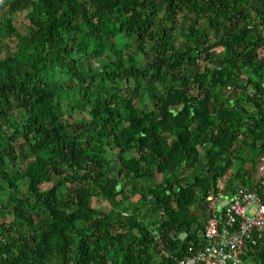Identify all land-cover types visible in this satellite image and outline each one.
<instances>
[{
  "label": "trees",
  "instance_id": "trees-1",
  "mask_svg": "<svg viewBox=\"0 0 264 264\" xmlns=\"http://www.w3.org/2000/svg\"><path fill=\"white\" fill-rule=\"evenodd\" d=\"M0 11V264H175L198 239L199 202L259 191L264 0H0Z\"/></svg>",
  "mask_w": 264,
  "mask_h": 264
},
{
  "label": "built area",
  "instance_id": "built-area-1",
  "mask_svg": "<svg viewBox=\"0 0 264 264\" xmlns=\"http://www.w3.org/2000/svg\"><path fill=\"white\" fill-rule=\"evenodd\" d=\"M264 238V180L259 191L239 189L228 203L211 210L200 236L187 243L175 264H246Z\"/></svg>",
  "mask_w": 264,
  "mask_h": 264
},
{
  "label": "rangeland",
  "instance_id": "rangeland-1",
  "mask_svg": "<svg viewBox=\"0 0 264 264\" xmlns=\"http://www.w3.org/2000/svg\"><path fill=\"white\" fill-rule=\"evenodd\" d=\"M4 16H5L4 13L2 11H0V20L4 19ZM25 16H26V12H20V13H15L12 17L14 27L16 28V30L20 34H25L26 30H27V24L28 23H27V19ZM4 43L9 46L11 51H13L15 49L16 40H14L13 37L7 38L6 40H4ZM263 54H264V51H263ZM263 65H264V63H263ZM248 94H251L250 90L248 91ZM244 105H245V107L249 113L254 114V108L252 107V105L247 104V103ZM83 118H85V119L87 118L86 114L83 115ZM6 131L8 134L11 133L10 130H6ZM113 158L117 159V155H115ZM235 163H237V161ZM258 167L256 166V173H252L251 176H252V178H255L257 181L261 182L264 180V171L262 168H261V170H259ZM20 194L23 196L25 195L24 187H21ZM137 200H138V195H135V196L130 195L128 190L124 194H122L121 196L117 197V201L120 202L119 205L121 207L127 208L129 210V211H125L126 214L130 213V210H132L133 203H135ZM91 206L97 210H100V211L102 210L104 212H107L109 209L114 207L113 204L111 205L107 201H105L103 199H97V198L92 199ZM124 215H125V213H124ZM244 261L246 264H254L253 261L249 258H245Z\"/></svg>",
  "mask_w": 264,
  "mask_h": 264
},
{
  "label": "crops",
  "instance_id": "crops-1",
  "mask_svg": "<svg viewBox=\"0 0 264 264\" xmlns=\"http://www.w3.org/2000/svg\"><path fill=\"white\" fill-rule=\"evenodd\" d=\"M248 166H249L248 164L245 165V167H248ZM256 166L257 167L259 166L258 167L259 170H261V168H262L264 171V155L262 156L260 162L255 165L253 173H256ZM254 180L257 181L255 178H254ZM222 181H223L222 179L218 180V186L219 187L221 186ZM211 193H213V192H211ZM229 198H232V195H230V193L218 192V193H213V196L210 195L206 201L199 202L197 204V212L199 214L198 223H193L191 225V232H196L199 229V231L197 233V236L199 237L200 233L204 227V224H205L206 220L208 219L209 214H210L211 210L213 209V207L216 205H224ZM199 224H201V228L199 227ZM185 237H186V232L178 235V237H177L178 243L181 244ZM261 243L262 244L257 249L258 251L255 250V252L258 256L259 264H264V243L263 242H261ZM246 257H248V254Z\"/></svg>",
  "mask_w": 264,
  "mask_h": 264
},
{
  "label": "water",
  "instance_id": "water-1",
  "mask_svg": "<svg viewBox=\"0 0 264 264\" xmlns=\"http://www.w3.org/2000/svg\"><path fill=\"white\" fill-rule=\"evenodd\" d=\"M150 137H152V136H150ZM118 189H120V187L118 188ZM210 195H212L213 196V193H211ZM228 203V200L226 201V203L224 204V205H226ZM223 205H220V207H222ZM186 235H187V233H186Z\"/></svg>",
  "mask_w": 264,
  "mask_h": 264
},
{
  "label": "flooded vegetation",
  "instance_id": "flooded-vegetation-1",
  "mask_svg": "<svg viewBox=\"0 0 264 264\" xmlns=\"http://www.w3.org/2000/svg\"><path fill=\"white\" fill-rule=\"evenodd\" d=\"M114 160H116V163H118V164H120V163H121L119 158H117V159H114ZM111 169L113 170V168H111Z\"/></svg>",
  "mask_w": 264,
  "mask_h": 264
}]
</instances>
